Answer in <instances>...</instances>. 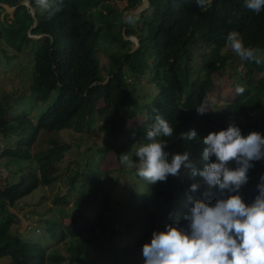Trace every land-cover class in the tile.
<instances>
[{"label":"trees","instance_id":"obj_1","mask_svg":"<svg viewBox=\"0 0 264 264\" xmlns=\"http://www.w3.org/2000/svg\"><path fill=\"white\" fill-rule=\"evenodd\" d=\"M24 1L0 0L17 7L9 23L8 14L1 18L5 9L0 6V20L5 23L0 26V43L4 41L16 54L32 44L39 46L29 92L11 103L0 100V137L9 142L1 148L0 159L11 167L5 186L0 185V262L142 264L133 261L134 250L150 243L153 232L164 231L166 224L186 229L183 217L192 206L188 197L214 205L221 197L218 186L205 197L202 178H190L183 167L180 176L149 184L143 193L133 186L125 204L132 218L127 243H104L110 219L116 218L113 194L103 173L90 164L82 168L76 162L75 168L67 167L66 194L52 199L53 214L48 220L42 221L36 210L30 212L31 217L38 216L45 231L37 242L30 243L12 230L21 221L12 210L18 211L21 201L59 180L60 164L71 149L57 139L61 132L85 135L96 126L101 137L99 144L94 141L98 157L102 160L113 154L120 161V154L132 145L148 143L147 129L160 114L174 128L172 137L162 138L167 141L169 161L173 154L187 151L198 169L216 159L202 158V140L210 132L234 124L243 136L251 132L264 136V117H259L264 114V76L257 78L264 74V62L239 58L243 69L239 72L235 55L226 51L228 34L237 32L246 47L264 53V10L250 11L245 0H212L206 10L196 0H147L149 8L133 14L143 0H50L53 7L60 4V10L52 12L40 10L35 0H29L38 21L31 35L44 36L35 40L28 34L35 19ZM126 37H137L140 47L133 50ZM102 42L113 46L104 70L98 51ZM229 71L234 82L225 88L229 90L225 107L198 115L196 108L220 91L216 78ZM143 81L150 88L145 89ZM237 86L245 87L242 95H237ZM16 104L22 111H15ZM189 130L196 131L195 140L180 137ZM41 133L49 136V147L35 157L32 149ZM80 146L76 144L77 149ZM35 158L41 160L38 165ZM253 164L247 184L238 192L249 205L264 176V166L259 161ZM118 182L115 178L114 185ZM193 183L201 185L196 192L190 191ZM123 187L130 188L128 184ZM233 194L237 193H225L222 198ZM63 220L69 224L61 226Z\"/></svg>","mask_w":264,"mask_h":264},{"label":"clouds","instance_id":"obj_2","mask_svg":"<svg viewBox=\"0 0 264 264\" xmlns=\"http://www.w3.org/2000/svg\"><path fill=\"white\" fill-rule=\"evenodd\" d=\"M212 0H196L201 10H206ZM38 7L52 12L60 10V4L53 7L50 0H35ZM245 7L259 14L264 10V0H245ZM32 33V32H31ZM32 36L29 34V37ZM41 37L44 36H33ZM231 50L245 61L257 64L264 62V53L257 47H246L239 33L231 32L227 36ZM245 92L244 86H237V95ZM212 109L202 102L196 108L198 115ZM174 128L157 114L155 123L147 129L148 143L135 148L133 156L127 152L120 154V164L126 168H135L136 175L149 184L166 182L169 176H180L182 167L189 171L190 178H202L206 186L204 196L211 194V189L218 186L221 197L214 205L201 199L188 201L192 205L183 219L187 228L166 224L164 231H154L150 243L142 248L143 264H264V176L257 185L258 194L249 205L238 194L248 182V172L253 162L264 160V136L251 132L247 136L241 129L230 124L227 129L210 132L202 143L204 161L214 156V162L198 169L189 159L190 153L173 154L165 151L167 141L163 137H172ZM185 140H195V130L180 133ZM235 162L234 169L228 165ZM201 185L193 183L191 192H196ZM225 193H237L224 197ZM171 215V214H170Z\"/></svg>","mask_w":264,"mask_h":264},{"label":"rangeland","instance_id":"obj_3","mask_svg":"<svg viewBox=\"0 0 264 264\" xmlns=\"http://www.w3.org/2000/svg\"><path fill=\"white\" fill-rule=\"evenodd\" d=\"M39 9L41 10L40 7ZM7 14V20L9 23H11V19L14 17V12L5 10V12L2 13L1 18H5ZM3 24L5 25L4 21L0 20V26H3ZM40 39L41 37H37L35 40ZM127 40L132 41V47L134 49L136 47L137 40L135 38H129ZM38 47L37 44H32L31 47L28 46L22 53L16 54L5 44L4 41L0 43V100L2 99V101L5 103H11L13 99L17 97L21 98L26 95V92H29L28 89L31 86V83L33 81L32 79H34L35 75L34 57ZM112 48L113 46H110L106 42H102L98 47L102 62V70L108 68L107 52H109ZM226 51L235 55L234 59L237 62L236 65H238V71L241 72L243 69L240 62L238 61L239 57L231 50L230 47H227ZM242 76H245V73H243ZM262 76H264V74L257 76V78H260ZM216 79L218 82L217 89H220V91H216L214 94H210L208 96L206 104H208L212 109H210L206 113H209L210 111H219L225 107L228 101V97L227 95H225L226 92L229 91L227 90V87L229 86L228 84L231 81L234 82V79L231 78L230 71L228 72V74L218 76ZM143 86L145 87V89L150 88L149 82L147 83L146 81H143ZM222 94L223 96L225 95L224 99H220L219 97L222 96ZM24 106H26V104H24ZM27 106L33 108V105L27 104ZM20 110L21 107L16 104L15 111L18 112ZM27 110L30 111L29 109ZM259 117L262 120L264 114L260 113ZM99 121L100 119L98 118L96 124L99 123ZM261 123V128L264 129V122L261 121ZM47 139H49V136L41 133L38 142L33 146L32 149L35 157L40 155L41 152L45 151L49 147ZM57 139L62 141L64 145L71 146V149L67 152L65 159L60 164L61 172L59 175V180L52 187L40 189L36 191L33 196H30L26 200L21 201L20 205L18 206V211L12 210L13 212H16L21 220L19 221V223L13 226L12 230L17 234L24 235L26 241L30 243H33L35 241L37 242L39 239H41L45 234L42 222L37 220L36 217L38 216L36 215L35 217H31L30 212L36 210L38 214L43 216L42 221L48 220L51 217V214H53L52 199L56 195L66 194L67 186L65 185L64 178L67 175V167L69 166L70 169L75 168L76 164L78 163L79 166L85 168L90 164L93 168L98 169L99 172L103 173L104 180L113 194V207L116 212V218L115 220L113 218L110 219V229L105 231L103 235L104 243L108 240L127 243L126 230L132 218L129 216V212L125 204L127 198H130V189H132L133 186L137 185V191L139 193H143L144 191L149 189V183L144 182L136 175L135 168L129 169L125 166H122L120 164V161H118V159L113 154H110L102 160L98 157L96 153L97 146L94 144V141L99 144L101 141V137L96 132V126L93 127L91 133H87L85 135L75 132H61L59 133ZM7 143H9L7 139L0 137V151L1 148L6 147ZM10 144H13V140H10ZM76 144H81L79 149H77ZM141 144L144 143H136L126 151L130 156H132L134 160L136 159L133 156L135 148ZM37 159L38 158L34 159L36 165H38V162L41 161ZM70 162L71 164L69 165ZM7 165L8 162L6 160L0 159V185L3 187L5 186V179L11 172V167H8ZM259 165L264 166V160H260ZM229 167L234 169L235 167H237V165L235 164V162H232L230 163ZM115 178H117V181L119 182L117 184L115 183L114 185ZM127 184L130 186L129 189H125V187H123ZM68 224L69 220H63L61 226H66ZM56 246L58 245L54 244V247ZM59 247H61V245ZM103 249L105 250L106 246H104ZM133 261L141 262L143 264L142 249L134 250ZM102 263L107 262L103 261ZM0 264H10V262L6 260L0 262Z\"/></svg>","mask_w":264,"mask_h":264},{"label":"water","instance_id":"obj_4","mask_svg":"<svg viewBox=\"0 0 264 264\" xmlns=\"http://www.w3.org/2000/svg\"><path fill=\"white\" fill-rule=\"evenodd\" d=\"M23 5H27L30 7L31 11H32V15L35 19V24L33 27H31V29L29 30V33L28 34H31V32L37 27V24H38V21L36 19V16H35V10L30 6V1L29 0H25L24 3H22ZM0 6L3 7L6 11H10V12H14L16 11L17 7H10L9 5H6V4H3V3H0ZM149 8V4L147 2V0H143V4L138 7L136 10L132 11L131 13L133 14H141V12H143L144 10L148 9ZM126 18V14L124 15V19ZM30 38L32 39H36L37 37H33V36H30ZM130 37H126V39H129ZM137 40V43H136V47L133 49V50H136L140 47V43H139V40L137 37H133Z\"/></svg>","mask_w":264,"mask_h":264}]
</instances>
